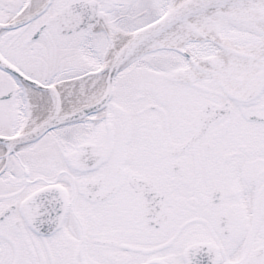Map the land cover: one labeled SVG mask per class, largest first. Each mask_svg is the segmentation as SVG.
I'll return each mask as SVG.
<instances>
[{
  "label": "snow or ice",
  "instance_id": "obj_1",
  "mask_svg": "<svg viewBox=\"0 0 264 264\" xmlns=\"http://www.w3.org/2000/svg\"><path fill=\"white\" fill-rule=\"evenodd\" d=\"M0 264H264V0H0Z\"/></svg>",
  "mask_w": 264,
  "mask_h": 264
}]
</instances>
